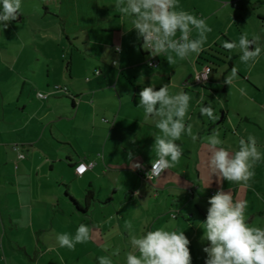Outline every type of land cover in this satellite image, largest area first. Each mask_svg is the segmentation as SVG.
Wrapping results in <instances>:
<instances>
[{
    "label": "crops",
    "instance_id": "crops-1",
    "mask_svg": "<svg viewBox=\"0 0 264 264\" xmlns=\"http://www.w3.org/2000/svg\"><path fill=\"white\" fill-rule=\"evenodd\" d=\"M262 1L179 0L184 11L204 18L212 31L199 55L169 65L166 55L161 54L152 58L158 67L151 69L146 65L150 54L131 30L130 20L114 9L116 0H22L18 19L7 29H0V64H9L13 70L11 77L0 78V211H11L7 219L0 212V264H66L63 258L68 253L48 245L56 241L48 228V222L52 224L55 219L45 216L48 208L55 205L68 218L84 224L95 202L114 207V196L124 189L128 193L124 208L133 205L141 215L126 221L133 225L132 232L140 236L161 227L184 232L190 241L192 264H205L202 249L207 242L201 240L200 224L206 219L210 192L222 187L231 192L234 201H246L248 223L253 226L257 221L258 227H264V159L255 166L247 186L227 181L220 184L205 166L206 138L213 130L220 133L222 146L232 152L238 150L240 138L254 136L264 156V51L251 69L244 64L243 73L236 66L241 63L239 50L222 47L225 41L238 43L243 32L249 39L258 37L252 14L264 21V14L259 13ZM191 36L195 38L196 33ZM259 44L264 47L260 40ZM202 65L211 67L209 80L196 84L194 77ZM233 66L239 68V79L230 87L224 79ZM96 70L99 75L93 74ZM164 84L169 85L170 94L183 91L190 95L186 124L192 125L198 139L194 143L182 135L176 141L183 149L179 164L151 180L152 186L142 193L136 190L134 180L133 189L127 186L126 179L139 176L138 170L130 167L127 153L130 149L134 152L131 163L150 168V161L156 158L153 137L159 130L138 108L139 92L148 86L159 90ZM55 86L68 90V95L61 96V107L58 96H48L49 103L34 95ZM241 88L246 95H241ZM7 97L10 102L5 101ZM209 104L215 120L200 115V108ZM61 139L66 143L61 144ZM19 146L22 159L17 154ZM63 160L74 179L88 185L83 203L86 192L92 193L94 201L86 213H79L67 198L48 193L50 180H55L53 175L58 174ZM80 162H93L94 166L76 177L74 168ZM25 179L24 190L20 181ZM33 181L46 188L34 187ZM22 194L26 203L21 201ZM69 197L74 199L71 194ZM19 208L28 210L26 220L16 217ZM126 222L96 220L91 225L92 237L97 232L108 239L116 224L124 231ZM6 225L12 232L24 230V235L8 236ZM125 231L122 243L114 242V235L109 244H104L105 240L99 246L77 244L71 252L110 254L118 248V256L126 257L131 246Z\"/></svg>",
    "mask_w": 264,
    "mask_h": 264
},
{
    "label": "clouds",
    "instance_id": "clouds-1",
    "mask_svg": "<svg viewBox=\"0 0 264 264\" xmlns=\"http://www.w3.org/2000/svg\"><path fill=\"white\" fill-rule=\"evenodd\" d=\"M21 9L22 0H0V29H7L11 22L16 21ZM114 9L130 20L131 30H135L137 40L142 41L143 50L150 54L149 61L164 54L167 63L172 65L177 59L188 60L199 55L207 42V34L212 31L204 18L184 11L179 0H116ZM193 32L196 33L195 38L191 36ZM222 47L229 51L238 49L241 63L249 69L255 66L264 51L259 37L249 39L247 32L240 35L238 43L225 41ZM238 71L233 66L224 83L231 87L239 79ZM206 72L209 75L211 68ZM239 91L241 95H246L243 88ZM190 100V95L183 91L170 94L168 84L162 85L159 90L152 86L144 87L139 92L138 108L143 109L146 120L155 121V127L159 130L153 137L152 152L156 158L150 161L148 180L160 178L166 170L179 164L183 149L176 141L182 135H188L194 143L197 141L192 125L186 124ZM199 111L201 116L217 119L210 104L202 106ZM223 144L216 130L206 138V169L220 184L227 181L247 186L255 175V166L264 159L257 148L256 138L252 135L247 139L240 138L238 150L234 152L223 147ZM134 158V152L130 149L127 153L130 167L142 170L144 166L141 163H131ZM78 171L84 172V166L80 165ZM207 203L206 219L200 224L203 230L201 240L207 242L202 249L206 254L205 264H264V227L248 223L246 201H234L231 192L220 187ZM125 228L129 232L131 246L125 264H192L190 241L184 232L161 227L137 236L132 233L131 223L126 222ZM92 234L91 227L81 224L74 236L57 234L56 242L61 248L75 250L77 244L89 242ZM119 254L117 248L112 256ZM98 264H113V260L111 256H101Z\"/></svg>",
    "mask_w": 264,
    "mask_h": 264
},
{
    "label": "rangeland",
    "instance_id": "rangeland-1",
    "mask_svg": "<svg viewBox=\"0 0 264 264\" xmlns=\"http://www.w3.org/2000/svg\"><path fill=\"white\" fill-rule=\"evenodd\" d=\"M262 3H263V6H262V9L259 10V13L264 14V0L262 1ZM252 18L254 19L252 21V23L255 26H257L258 30H259V32H258L259 40L262 41L264 44V21L257 19L258 17L256 15H253V14H252ZM236 66L241 68L240 70L243 69V73L245 72L244 70H245L246 66L243 63H236ZM40 67H41L40 70L43 69L42 66H40ZM11 69H12V67L9 64H6V65L0 64V78L11 77L13 74V70L11 71ZM40 70H39V72H40ZM224 70L227 71V66L224 67ZM230 73L231 72H229L228 75H230ZM43 79H45V78H43ZM6 88L8 89V86ZM6 88L2 87V89H6ZM11 91L12 90L7 91V92L10 93ZM38 93H41V94H44V95H47L50 97L52 95L58 96L59 97L58 105H59V107L62 106L61 102H63L62 100H64V99H62L61 96L63 95V93L57 92L56 90H54V88H50L48 91H47V89L42 90V91L40 90V92H38ZM34 95H36V94H34ZM5 101L10 102L11 100L9 97H7ZM46 102L51 103V98H49ZM0 108H1V99H0ZM61 127L64 128V125L61 124ZM64 143H66V141L61 139V144H64ZM18 149L19 150H18L17 154H19V152H20V154L23 155V153L20 151L21 150L20 146L18 147ZM13 169H14V166H13ZM57 173L58 174L53 175L55 180H52V179L50 180V184H49L50 190H48V193L54 192V194L56 196H61V197L63 196L64 197V195L66 193L65 191L67 190L69 193H66V194L73 195L74 200H76L79 203V205L84 206V203H83V195L84 194H83V192H84V189L88 185L87 184L84 185L83 181H81L80 179H74V177L70 173V170L67 166V162L65 160H63L61 162V165L57 168ZM137 175H139V173ZM87 179H88V177L86 176L85 180H87ZM133 180L136 181V185H135L136 190L140 189L142 193L148 191V188H150L152 186L151 181L147 180V182H145L142 179V177H140V175H139L137 178L132 177V178L126 179V183L128 184L127 186L131 187V189L134 188L132 186ZM27 182H28L27 179L20 181V184H22L21 185L22 189L25 190V188L27 187ZM105 182H106V180L104 178H102V183H105ZM55 183L61 185V187H56ZM98 184H100V183H98ZM62 185H65L66 187H64ZM33 186L39 187V188H44V189L46 188L45 185L41 184L40 182H35V181H33ZM5 191H7V193L9 192L8 190H5ZM58 192L60 195H58ZM2 193L4 194L5 192H2ZM8 197L10 198L11 201H14L12 195H8ZM203 197H206V195ZM21 198H22V200H21L22 203H26L27 199L25 198L24 194L21 195ZM127 198H128V193H127V190L124 189V190L119 191V193L114 196V199H115L114 207H112V205H110V204L107 205L106 207H102V206H100V204L98 202H95V206L90 208L89 214H88L87 219H86V223H84V224L91 227L93 222L96 220H103V219H110V218L111 219L113 218L115 220L119 219L120 222H122V224H124L126 221L131 220L132 218H135V219L139 218L141 216L140 211L134 209L135 207H133V205H132V207L129 206L127 209L124 208L125 206L123 205V201H126ZM37 199L42 200L38 197H37ZM104 202H106V201H104ZM63 207H65V206H64V204L61 203L60 208L63 209ZM59 210L60 209L54 205L53 208H52V206L49 207L47 214H45L46 217L55 219L52 224H50V222H48V228L50 229L51 235H52L51 238L54 240H56V235L60 234V233H68L70 236H74L77 228L82 224L80 222H77V220L68 218V214L63 213L64 210L62 212ZM0 212L3 216V218L7 219L8 214L11 211L8 209L7 210L2 209ZM15 215L18 218H19V216H21L23 219L26 220L28 218L27 217L28 216V210L19 208L18 210L15 211ZM35 215L37 217V214H35ZM168 219H170V218H168ZM179 220H180V218H178V221ZM258 223L259 222L256 221L255 224H253V226L258 227ZM5 229H6L7 235L11 236V237H13L17 234L18 235L19 234L24 235L23 234L24 230H20L18 233L16 231L12 232V230L9 229L8 225L5 226ZM125 230L126 229L124 228V231H121L120 226L118 227L116 224V226L114 227V231L112 232L111 235H109L108 239L107 238L105 239L104 237H99V236L103 235L104 233L99 234V233L95 232V234L93 235L92 239L89 242L92 245L99 246L100 243L102 242V240H105L104 244L105 243L109 244V242H111V240H112L109 238L115 235L116 239H113L114 242L119 241L120 243H122L124 241L122 238L124 236V233H126ZM6 244L8 245V243H6ZM48 245L51 248H57L58 250H61V252H67L68 253L67 255H64V258H63V260H64V262H66V264H68L70 262L71 263L73 262V264H98V258L101 256H111V258L113 260V264H125V262H126V257H124V256L123 257L122 256H112V253L108 254V253H104V252H93V253L89 252V254H87V255H83L82 253H80V254L77 253L78 254L77 255V254H74L73 252H71L72 250L59 247V245L56 241H53V242L50 241ZM56 245H58V246L56 247ZM75 248H76V246H75ZM86 248L90 249V246H87Z\"/></svg>",
    "mask_w": 264,
    "mask_h": 264
},
{
    "label": "built area",
    "instance_id": "built-area-1",
    "mask_svg": "<svg viewBox=\"0 0 264 264\" xmlns=\"http://www.w3.org/2000/svg\"><path fill=\"white\" fill-rule=\"evenodd\" d=\"M120 49V48H119ZM117 53H120L121 52V49L119 51H117V48L115 49ZM113 66L116 65V62H113L112 63ZM151 64V66H150ZM146 65L148 68H151V69H156L158 67V62L154 61L153 59H151L150 61L148 60L146 62ZM208 68H211L209 67L208 65H202L201 66V69L200 71H198L196 74H195V77H194V81L196 84H203L205 82H207L209 80V75L208 73L206 72V69ZM94 75H99L100 74V71L96 70L94 73ZM205 76H207V79H205ZM88 80V78H86V81ZM54 90H56L57 92H61L63 93L64 95H68V90L67 88L65 87H59V86H55L54 87ZM36 97L38 99H41V100H47L48 96L47 95H44V94H41V93H37L36 94ZM72 98V97H71ZM74 99V98H72ZM18 158L22 159L23 158V155H21L20 153L18 154ZM80 165H83L84 168H85V171L84 172H79L78 171V168ZM94 166V163L93 162H88V163H84V162H80L78 165H76V167L74 168V175L76 177H81L87 170L91 169L92 167ZM151 170V167L150 168H146V167H143L142 170H138V173L141 177H143L145 180H148L147 178V173ZM153 180V179H151ZM151 180H148V181H151ZM216 191H212L210 192V196L212 197L214 194H215ZM207 214V213H206ZM206 216V215H205Z\"/></svg>",
    "mask_w": 264,
    "mask_h": 264
},
{
    "label": "trees",
    "instance_id": "trees-1",
    "mask_svg": "<svg viewBox=\"0 0 264 264\" xmlns=\"http://www.w3.org/2000/svg\"><path fill=\"white\" fill-rule=\"evenodd\" d=\"M71 98V97H70ZM67 198L70 202V204L75 208L79 213H86L88 208L90 207L91 203L94 201V198L92 196V193L90 191H87L84 196V207L83 209L77 204V202L69 197V195L65 194L64 196Z\"/></svg>",
    "mask_w": 264,
    "mask_h": 264
}]
</instances>
